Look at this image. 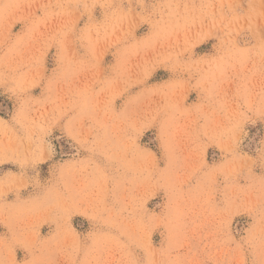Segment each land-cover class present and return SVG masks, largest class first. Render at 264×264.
<instances>
[{
    "label": "rangeland",
    "instance_id": "374dc122",
    "mask_svg": "<svg viewBox=\"0 0 264 264\" xmlns=\"http://www.w3.org/2000/svg\"><path fill=\"white\" fill-rule=\"evenodd\" d=\"M0 264H264V0H0Z\"/></svg>",
    "mask_w": 264,
    "mask_h": 264
}]
</instances>
